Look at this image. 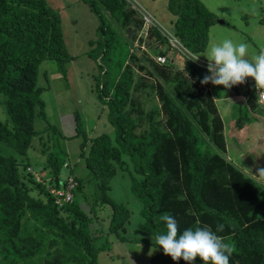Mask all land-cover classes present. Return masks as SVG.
Wrapping results in <instances>:
<instances>
[{
	"label": "trees",
	"instance_id": "obj_1",
	"mask_svg": "<svg viewBox=\"0 0 264 264\" xmlns=\"http://www.w3.org/2000/svg\"><path fill=\"white\" fill-rule=\"evenodd\" d=\"M81 1L100 21L99 39L96 44L91 43L96 47L88 56L100 71L95 78L96 91L108 111L115 139L108 134L90 138L80 113L76 114L77 128L71 136L48 124L47 130L55 140L45 167L52 178L51 188L67 193L73 181L72 200L60 205L45 184L37 183L32 173H28L29 163L25 159L35 138L40 136L37 121L47 123L49 119L43 99L46 88L39 86L41 65L55 61L67 76V66L75 58L65 42L62 17L47 0H0V95L7 98L4 105L13 124L11 128L0 120V264H99L100 254L112 249V235L125 244L153 246L149 236L166 230L165 223L159 219L164 213L175 217L181 233L204 225L215 231L218 224L224 225L217 235L235 246L230 264H264V188L220 154L202 147L187 110L173 94L182 96L181 89L189 80L179 79L173 92L157 86L165 122L163 127L154 123L159 111L155 109L149 132L138 135L139 123L127 113L134 88L133 72L125 67L124 41L115 25L128 28L134 13L124 0ZM169 2L170 11L178 17L175 27L181 44L192 54L204 53L209 45L210 29L218 23L215 15L201 0ZM159 66L156 72L168 79V67ZM185 69L200 83L209 75L190 59L185 61ZM114 70L117 80L112 79ZM210 87L211 83H201V92L206 91L205 106L200 105V97L196 95L180 99L187 109H199L203 132L226 153L225 122ZM235 94L243 95L249 108L257 105L252 78L228 89L226 98ZM77 138L82 140L80 159L91 175L77 178L71 173L76 169H72L71 176L63 179L69 153L61 141ZM124 156L136 173L131 192L143 204L140 212L143 221L138 229L149 235L137 241L125 235L130 209L110 197L111 182L120 173L118 165L128 164L123 161ZM33 189L42 196H32ZM83 203L92 204L91 212L84 209ZM100 207L111 208L108 233L99 225ZM28 212L42 223L39 232L29 234L23 224ZM105 241L106 247L102 245ZM149 259L150 264H185L164 255L162 248ZM195 264L202 261L198 259Z\"/></svg>",
	"mask_w": 264,
	"mask_h": 264
},
{
	"label": "rangeland",
	"instance_id": "obj_2",
	"mask_svg": "<svg viewBox=\"0 0 264 264\" xmlns=\"http://www.w3.org/2000/svg\"><path fill=\"white\" fill-rule=\"evenodd\" d=\"M169 1L124 0L133 11V17L129 21L128 28L115 24L118 34L124 41L125 67H130L133 72L134 88L130 94L127 113L139 123L136 133L145 135L149 132L152 111L155 109L159 111L154 116V123L163 127L162 124L165 122L161 110L163 104L159 100L157 86L162 85L173 92L178 85V80L186 78L189 84L181 89L182 96L178 93L173 94L187 110L193 132L199 138L202 147L220 154L247 176L256 179L264 188V179L258 177L260 170L264 169V111L258 104L255 108H249L247 99L241 94L226 98L228 89L211 84L210 94L214 98H219L218 105L223 115L224 125L226 124L227 152H221L203 132L199 123V109L195 108L192 111L187 109L186 103L180 99V97L190 99L192 95H196L200 97V105L205 106L206 91L201 92V83L193 79L185 69V61L192 58L194 54L184 48L176 36L175 23L178 17L170 11ZM201 1L217 20L225 22L224 25L216 23L211 27L208 48L224 39H232L235 42L244 41L249 45L248 59L264 48V0ZM47 2L60 13L65 42L69 53L75 58L67 66V76L61 72L55 61H45L40 68L39 86L46 88L43 99L47 105L49 119L47 123L37 121L40 136L35 138L25 161L29 163L28 168L32 169L31 173L35 181L37 183L42 181L49 189L52 178L45 167L47 157L53 151L55 140L52 132L47 130L48 124L55 125L65 136H71L77 128L76 114L80 113L90 138L108 134L115 139V131L108 121V111L100 102L96 91L95 78L100 74L98 65L88 56V52L96 47V45L91 46V43L96 44L99 39V19L81 0H47ZM145 13L152 17L153 23L147 29ZM205 52L199 54L201 57L196 63L204 67L210 75L208 61L203 56ZM158 55L168 59L167 70L170 73L168 79L156 72V66L159 65L155 59ZM113 64L117 65L116 60H113ZM117 78V72L114 70L112 79L117 80ZM6 99L5 96L0 95V120L13 128L4 105ZM61 143L69 153V162L65 165L67 169L62 174L63 179L71 176L72 169H76L71 172L74 177L83 179L90 177V171L80 159L81 138L65 139ZM123 159L129 166L128 164L118 165L120 173L111 182L110 197L130 209L131 217L125 235L128 239L137 241L149 235H144L138 229V225L143 221L140 214L143 204L131 192L132 177H136L133 166L130 165L127 157L124 156ZM28 168L27 171L30 173ZM40 194L39 190H31V195L36 198L41 197ZM83 207L91 212L92 204L83 203ZM110 214V207L98 209L99 225L106 233L109 232ZM22 222L28 228L29 234L39 232L42 228V223L34 219L31 212L26 214ZM149 237L153 239L152 236ZM110 242L114 244V249L102 252L99 256V264H150L149 257L154 254L152 247L140 248L139 244H129V242L120 247L114 235L110 236ZM102 245H107L106 241Z\"/></svg>",
	"mask_w": 264,
	"mask_h": 264
},
{
	"label": "clouds",
	"instance_id": "obj_3",
	"mask_svg": "<svg viewBox=\"0 0 264 264\" xmlns=\"http://www.w3.org/2000/svg\"><path fill=\"white\" fill-rule=\"evenodd\" d=\"M249 45L224 39L208 48L203 55L208 61V72L201 83H209L226 89L246 83L248 78L255 81L257 104H264V48L252 54L248 59ZM200 55L194 54L190 58L193 62L200 60ZM264 179V169L259 176ZM165 223L163 234L153 235V251L163 249L164 255L173 261L183 260L185 264H195L199 259L202 264H230V257L235 252V246L226 242L218 232L224 230V225L218 224L216 230L204 225L202 227L187 228L181 233L178 221L169 213L159 218Z\"/></svg>",
	"mask_w": 264,
	"mask_h": 264
},
{
	"label": "built area",
	"instance_id": "obj_4",
	"mask_svg": "<svg viewBox=\"0 0 264 264\" xmlns=\"http://www.w3.org/2000/svg\"><path fill=\"white\" fill-rule=\"evenodd\" d=\"M144 18H145L146 29H147L153 24L151 21L152 17L149 14L145 13ZM155 60L160 66H168V59L162 55H158ZM259 105L261 106L262 109H264V104H259ZM28 170L29 172H32V169L28 168ZM70 184L71 186L67 193L64 192L63 190H56L51 187L49 188L50 192L56 197L58 204L63 205V202H69L72 200V197H73L72 192H71V189L73 187L72 180L70 181Z\"/></svg>",
	"mask_w": 264,
	"mask_h": 264
},
{
	"label": "crops",
	"instance_id": "obj_5",
	"mask_svg": "<svg viewBox=\"0 0 264 264\" xmlns=\"http://www.w3.org/2000/svg\"><path fill=\"white\" fill-rule=\"evenodd\" d=\"M215 101H216V103H217V106L219 107V110H220V106L218 105V101H219V98L217 97H215ZM223 101V100H222ZM223 105H225V104H223ZM220 113H221V111H220ZM221 116L223 117V115H222V113H221ZM226 125V124H225ZM225 132H226V126H225ZM142 210V209H141ZM141 212V211H140ZM116 238V237H115ZM116 241L118 242L117 243V245H119L120 247H123L124 245H127V244H125V243H122V242H120L117 238H116ZM153 242V241H152ZM111 244H112V249H111V251H113V249H114V244L111 242ZM130 244V243H129ZM140 246V248H143V247H141V245H139ZM150 247H152V250H153V246H150ZM128 250H130L129 249V247H128ZM110 251V250H109Z\"/></svg>",
	"mask_w": 264,
	"mask_h": 264
},
{
	"label": "water",
	"instance_id": "obj_6",
	"mask_svg": "<svg viewBox=\"0 0 264 264\" xmlns=\"http://www.w3.org/2000/svg\"><path fill=\"white\" fill-rule=\"evenodd\" d=\"M217 21H218L219 24H222V25L225 24V22L223 20H217Z\"/></svg>",
	"mask_w": 264,
	"mask_h": 264
}]
</instances>
